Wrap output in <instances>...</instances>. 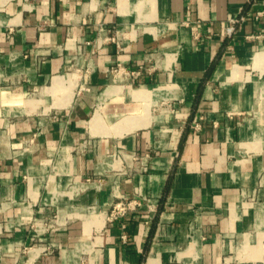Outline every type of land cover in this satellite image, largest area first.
<instances>
[{
	"label": "crops",
	"instance_id": "1",
	"mask_svg": "<svg viewBox=\"0 0 264 264\" xmlns=\"http://www.w3.org/2000/svg\"><path fill=\"white\" fill-rule=\"evenodd\" d=\"M0 264H264V0H0Z\"/></svg>",
	"mask_w": 264,
	"mask_h": 264
},
{
	"label": "built area",
	"instance_id": "2",
	"mask_svg": "<svg viewBox=\"0 0 264 264\" xmlns=\"http://www.w3.org/2000/svg\"><path fill=\"white\" fill-rule=\"evenodd\" d=\"M240 20H231L229 25L226 28V35L227 36H232L236 30V25L237 23H239ZM122 70V67L120 65H118V67L116 68V71ZM133 74H140V72H132ZM136 204L132 201H125V200H121L117 203H115L112 208L111 211L108 213L107 215V219L108 220H113V219H117L120 216H123L128 210L134 208ZM127 236L124 235L123 239H126Z\"/></svg>",
	"mask_w": 264,
	"mask_h": 264
},
{
	"label": "rangeland",
	"instance_id": "3",
	"mask_svg": "<svg viewBox=\"0 0 264 264\" xmlns=\"http://www.w3.org/2000/svg\"><path fill=\"white\" fill-rule=\"evenodd\" d=\"M113 72H117V71H116V68L113 70Z\"/></svg>",
	"mask_w": 264,
	"mask_h": 264
}]
</instances>
